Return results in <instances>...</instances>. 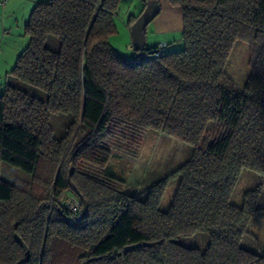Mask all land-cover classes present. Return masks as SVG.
Instances as JSON below:
<instances>
[{
	"label": "trees",
	"instance_id": "1",
	"mask_svg": "<svg viewBox=\"0 0 264 264\" xmlns=\"http://www.w3.org/2000/svg\"><path fill=\"white\" fill-rule=\"evenodd\" d=\"M141 1L129 27L159 0ZM167 1L181 10L183 48L131 58L109 41L122 0L34 6L0 93V264H264V250L241 245L264 210L261 186L231 202L244 170L264 175V0ZM237 41L250 51L241 88L225 68ZM57 114L72 117L60 137ZM149 129L191 146L165 210L167 179L137 198L106 169ZM2 164L26 176L6 181ZM69 189L88 204L71 223L55 201ZM197 232L203 249L180 243Z\"/></svg>",
	"mask_w": 264,
	"mask_h": 264
},
{
	"label": "rangeland",
	"instance_id": "2",
	"mask_svg": "<svg viewBox=\"0 0 264 264\" xmlns=\"http://www.w3.org/2000/svg\"><path fill=\"white\" fill-rule=\"evenodd\" d=\"M131 4H133L131 0H122L118 15L115 18L117 26L123 25L128 21L129 14L133 12L132 10L135 6ZM173 40L170 43H164L165 52L177 51L183 48L180 36H176ZM109 41L123 56L131 58L132 53L126 48V44L122 41L120 34L112 35ZM154 42L157 43V40ZM148 45V49L153 46L150 43ZM249 56L248 44L245 41H237L226 63L225 68L228 75L240 88L244 85L249 75ZM1 92L2 90H0ZM71 119L72 117L69 114H57L51 117L50 122L56 137H60L65 132ZM190 152L191 146L188 144L149 129L145 133L143 142L135 156L114 154L109 159L106 169L109 172H113L117 178L123 180L126 193L137 198L144 197L152 184L167 179V186L161 201V209L165 210L171 201L179 180L178 176L173 177L171 175L187 160ZM16 176L25 177L26 174L17 168L2 164V177L6 181H10ZM257 185L262 188L258 206L264 207V175L250 170H244L241 173L231 194V202L235 205H241L244 192L255 188ZM69 191L74 194L73 190L69 189ZM179 241L186 247L203 249L208 242V236L205 233L197 232L188 237H181ZM241 245L256 253L264 250V210L259 211L251 218L247 227V234L243 236Z\"/></svg>",
	"mask_w": 264,
	"mask_h": 264
},
{
	"label": "crops",
	"instance_id": "3",
	"mask_svg": "<svg viewBox=\"0 0 264 264\" xmlns=\"http://www.w3.org/2000/svg\"><path fill=\"white\" fill-rule=\"evenodd\" d=\"M37 2L38 0H8L4 5L0 4V90L3 89L6 75L14 65L17 55L28 43L25 25ZM131 3L135 6L129 15H135L141 8L142 1L131 0ZM158 4L159 13L146 29V48L149 47V43L153 45L151 48H154L174 41L173 38L176 36L181 37L183 28L181 10L172 6L167 0H159ZM116 28L118 35L120 34L122 41L126 44V48L132 53V39L128 22L116 25ZM156 40L157 43L154 42Z\"/></svg>",
	"mask_w": 264,
	"mask_h": 264
},
{
	"label": "water",
	"instance_id": "4",
	"mask_svg": "<svg viewBox=\"0 0 264 264\" xmlns=\"http://www.w3.org/2000/svg\"><path fill=\"white\" fill-rule=\"evenodd\" d=\"M159 13V4L157 2H149L141 15H139L130 26V34L132 39V48L136 51H144L146 48V28L149 23L157 16ZM149 54L155 53V50L148 52ZM74 194L79 198L81 202V211L76 217L77 221H80L87 215L88 204L86 199L77 189H73ZM138 245L126 246L125 250L135 248Z\"/></svg>",
	"mask_w": 264,
	"mask_h": 264
},
{
	"label": "built area",
	"instance_id": "5",
	"mask_svg": "<svg viewBox=\"0 0 264 264\" xmlns=\"http://www.w3.org/2000/svg\"><path fill=\"white\" fill-rule=\"evenodd\" d=\"M8 0H0V4L4 5ZM161 51V45L155 51L154 55H158ZM59 207L64 211V218L67 222H73L81 211V202L75 194L69 190L63 191L55 198Z\"/></svg>",
	"mask_w": 264,
	"mask_h": 264
}]
</instances>
